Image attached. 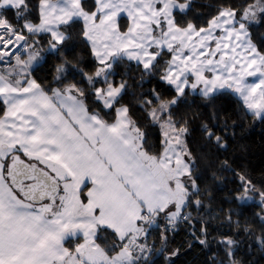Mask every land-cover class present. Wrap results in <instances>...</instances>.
Masks as SVG:
<instances>
[{
  "label": "crops",
  "instance_id": "0c3cea01",
  "mask_svg": "<svg viewBox=\"0 0 264 264\" xmlns=\"http://www.w3.org/2000/svg\"><path fill=\"white\" fill-rule=\"evenodd\" d=\"M21 4L22 0H0V10ZM54 5L57 12L60 5L68 8L65 0H49L48 9ZM187 6L177 0H96L92 11L76 5L79 15L74 18L84 17L90 30H94V46L103 49L105 43L127 45L124 51L111 57V63L121 57L142 67L139 57L129 59L128 54L143 52V48L132 42L149 28L155 29V21L161 25L153 33L157 39L175 43V38L190 49L207 44L210 37L223 41L214 44V51L220 47L226 49L223 44L231 38L242 45L240 59L225 67L228 58L223 52L204 65L194 61L192 68L204 70H198L193 77L192 82L199 81V86L190 92L209 96L226 90L240 100L248 113L262 116L264 77L256 66L264 68L261 63L264 55L257 51L244 24L229 9H221L204 28L172 23L175 11L182 12ZM120 19L127 22L124 30L117 27ZM41 22L42 18L26 27L44 33L57 27L52 24L39 27ZM6 27L9 28L0 15V48L8 40L12 42L2 52L12 51V56L3 58L10 66L17 59L26 60L24 48L28 45L20 35L23 39L14 50V35L9 36ZM165 46L161 44L162 48ZM17 52L21 53L19 57ZM241 65L246 68L243 75ZM208 69L213 70L211 77L204 75ZM222 72L228 73L227 77L221 76ZM0 78L8 80L0 83V94L11 97L5 115L0 117V157L10 147L13 152L23 147L31 157L22 160L12 155L7 168L0 170V264H67L69 248L65 242L79 238L76 245H90L95 227L101 223L115 228L118 235H126L127 240L131 236L137 240L151 218L165 215L166 222L172 221L168 211H160L171 204V194L149 166L148 159L153 156L141 147V133L129 120L124 106L115 107L114 120L107 124L88 112L84 103L66 89H59L60 94L58 88L46 92L29 78L24 89L16 93L13 92L16 77H9L3 68ZM183 79L180 77V82ZM225 81L228 84H223ZM104 87L109 94L100 96L107 106L113 96L108 84ZM160 111L156 110V114ZM14 190H19L21 195L15 196ZM142 211L147 217L141 216ZM137 217H141L140 226L129 232L133 227L131 222ZM86 261L89 262L86 259L84 264Z\"/></svg>",
  "mask_w": 264,
  "mask_h": 264
},
{
  "label": "trees",
  "instance_id": "16d2710c",
  "mask_svg": "<svg viewBox=\"0 0 264 264\" xmlns=\"http://www.w3.org/2000/svg\"><path fill=\"white\" fill-rule=\"evenodd\" d=\"M177 1L188 5L186 11H175L179 20L177 26L192 24L204 28L221 9H229L244 24L256 49L264 47V0ZM21 5L0 10L10 35L24 36L27 45H33L35 51L47 47V33L29 31L26 27L28 23L38 21L35 0H29L27 11ZM119 25L124 30L127 22L120 19ZM38 37L41 44L35 45ZM60 52L61 49L56 52L49 49L44 53L45 61L33 66L39 70L41 87L50 92L52 88L67 89L75 84L90 96L89 86L80 71L83 68L91 76L97 70L88 49L80 47L66 56ZM112 64L114 67L109 69L107 77L114 79L117 85L126 81V86L116 98L111 112L99 110L89 99L90 113L108 124L114 120L115 107L124 106L130 110V115L126 113L135 127V121H139L141 127L136 128L141 138L145 125L152 122L159 126L162 135L160 123L169 120L174 128L183 130L186 156L191 166L189 175L195 185V190L186 193L181 214L173 226L166 223L165 217L152 218L155 226L148 225L149 221L145 223L140 239L152 244V253L131 264H264V219L261 218L264 203L260 198V193L264 192V113L260 117L248 113L240 100L226 90L209 96L185 91L179 107L172 109L170 114L161 115L162 110L155 105L141 109L140 102L151 96L149 89L153 84L161 90L158 77L163 74L164 60L148 70L121 57L115 58ZM58 66L68 69L67 76L63 70L58 71ZM45 75L47 79H44ZM95 81L101 83L99 78ZM75 96L85 105L83 97L78 93ZM161 99H169L162 90ZM159 109L161 111L156 114ZM145 111L154 113L152 121L145 117ZM156 130L155 126L148 127V143L141 145L154 158L160 157L164 150V138L159 152L152 146V133ZM193 159L195 164L191 163ZM245 186L247 195L243 193ZM237 192L241 193L240 200L236 199ZM78 241L79 238L69 239L65 245L72 250ZM113 252L109 250V253Z\"/></svg>",
  "mask_w": 264,
  "mask_h": 264
},
{
  "label": "snow or ice",
  "instance_id": "6c2138e0",
  "mask_svg": "<svg viewBox=\"0 0 264 264\" xmlns=\"http://www.w3.org/2000/svg\"><path fill=\"white\" fill-rule=\"evenodd\" d=\"M68 4V8L64 9L62 5L59 7V12H57V6L54 5L51 9H48L49 0H35L37 9H36V19L41 20L42 22L39 27H43L44 25L52 24L56 25V28H48L47 35L45 37L47 47H40L37 51L28 57V63L26 66V70L24 67V61L19 60L17 67L15 64L12 66H8V61L0 57V69L6 68L9 77H16L13 83V92L19 93L21 89H24L27 84L29 78L31 81L37 85L42 86L41 77L39 75V70H35L33 65L34 62L38 59L41 62H44L46 57L44 53L48 52L51 49L52 52H56L57 49H61L60 55L66 56L69 53L77 52L80 47H84L88 49L90 55L95 60L97 65V70L90 76L87 72L80 69L82 72V78L87 82L89 86V90L91 95L88 96L83 92L82 88L77 87L75 84L68 86L66 89L67 93L70 95H76L77 93L80 97L84 98L86 110L91 112L92 109L88 106L89 99L97 106V108L101 111L111 112L112 105L116 103L115 97L119 95L124 87L126 86V81H121L118 85L114 82V79H110L105 76V73L108 69L114 67V65L110 62L111 57L116 55L119 51H124L127 45H118V44H107L103 45V49H100L94 46L95 42V32L94 30H90L87 23H85L84 17H80L79 20L74 19V17L79 15L76 5H79V8L84 11H92L95 5L96 0H65ZM85 5L88 7L85 8ZM22 7L27 11L29 8V0H22ZM47 9V11H45ZM181 11H186V7L181 9ZM7 19V18H6ZM94 22V21H93ZM156 25L155 29L149 28L148 31L143 35L139 36L137 40L132 43L138 47L143 48L142 53L128 54L129 59H136L139 57L141 59L143 67L148 70L151 69L153 64H159L161 59L164 60L165 67L163 69V74H161L158 79L161 82V90L163 94L168 96L169 99L167 101L161 99V90H158L156 84H153L149 91L151 92V96H146L143 102H140V108L145 109V106H157L161 111V115L170 114L171 110L179 107L180 101L185 94V91H190L191 89H195L199 86V81L193 83V77L196 76L198 70L203 71V67L192 68V63L194 61H199L200 65H204L205 62L214 61L217 57L220 56L221 53L225 51L231 50V45L229 49H224L223 47L218 48L217 50H213V46L222 44L223 41L219 40L215 37H210L208 39L207 44H200L197 47L189 48L188 44L181 43L178 39H175V43L167 41V40H159L153 35L154 32L161 28L160 22L155 21ZM172 23L179 24V20L174 15L172 19ZM117 27H120L118 24ZM243 27V25H241ZM167 35V33H164ZM151 41V43H149ZM165 44V47H161V44ZM35 45H40L41 40L38 37L35 42ZM176 44H180L179 48H176ZM11 46L8 44L3 45V48H0V52H3V49L10 48ZM18 47V45H17ZM23 51V50H22ZM257 51L261 54H264V47H259ZM12 51L4 52V56H12ZM21 55L20 52L16 53V56L19 57ZM255 55V53H254ZM82 58V57H81ZM232 59L235 60L236 56L233 54ZM264 64V60L261 61ZM72 67H76L75 64L71 65ZM256 68L260 71L261 76L264 77V68H260L259 65ZM63 70L65 76L68 74V69L64 66H58V71ZM246 71L245 66L241 65V75ZM190 72V74H186ZM213 74L212 69H208L204 71V75L207 77H211ZM184 77L183 81L180 82L179 78ZM95 78H99L101 83L97 84ZM171 78V79H170ZM44 79H47V76H44ZM59 79V77H57ZM8 80L6 78H0V83H7ZM178 82L180 83V87H177ZM108 84V89L110 90L113 99L108 102V105L105 106L103 103L100 94L104 93L105 95L109 94L105 89L104 84ZM19 86V87H17ZM26 90V89H25ZM203 91V89H201ZM47 91V89H44ZM58 94H60V90H56ZM207 95V92L204 93ZM154 98V99H153ZM11 99L10 96L0 94V116H4L6 109L9 107L8 101ZM158 102V104H157ZM125 112L130 115V110L125 108ZM154 113L145 111L144 115L149 120L152 121V116ZM135 121V118H133ZM136 127L140 128L141 125L139 121H135ZM155 126L157 130L152 133L153 137V147L159 152L163 148V137L159 132V126L154 122L145 125V130L143 137L141 138V145L145 146L148 143L149 133L147 131L148 127ZM12 155H16L18 158L22 160H30L31 157L25 154V149L20 147L15 152L12 151L11 147L8 152L5 153L0 160H2V165H0V170H4L7 168L8 162ZM192 164H195V160L193 159ZM191 173V166H190ZM195 179V177H193ZM188 187V186H186ZM195 190V189H192ZM243 193L247 195L248 188L245 186L243 188ZM13 194L17 197L21 195L19 190H14ZM236 199H241V193L237 192ZM82 197V199H85ZM250 199L251 197L248 196ZM261 202L264 203V192L260 193ZM198 206V203H197ZM171 205H168L165 208H161V212L168 211ZM103 211V210H102ZM141 216H143V211L141 212ZM264 219V216L261 217ZM132 223V228H129L128 231L131 232L133 228H138L141 223V217H137ZM101 233H105V235H101ZM147 232H145V235ZM87 235V233L85 234ZM109 237L111 238L109 240ZM128 237L121 236L117 234L115 228L111 227L106 223H101L95 227V231L93 232L90 243H91V251H99L101 253V257L106 259V261H110L111 264H115V261L119 258L118 256H110L108 255L109 250L119 251V249L124 246L127 242ZM139 237H137V241ZM103 241V243L101 242ZM88 242V241H86ZM131 250H128V254L130 255ZM69 261L68 264H84L85 259L89 260V264H91V259L87 255L81 254L79 250H68ZM98 264V262H97Z\"/></svg>",
  "mask_w": 264,
  "mask_h": 264
},
{
  "label": "rangeland",
  "instance_id": "374dc122",
  "mask_svg": "<svg viewBox=\"0 0 264 264\" xmlns=\"http://www.w3.org/2000/svg\"><path fill=\"white\" fill-rule=\"evenodd\" d=\"M223 45L226 50L229 49L231 45V50L224 52V55L228 58V63H226L225 67H229V65H233L229 63L234 62L232 59L233 54L236 56L235 60L240 59L242 45L237 42H233L231 38H227ZM32 46L33 45L28 44V46L24 48V52L26 54L24 67L28 63V57L35 53V49L32 48ZM17 60L19 61V59ZM18 61L15 60L10 66L15 64L19 67L20 65L18 64ZM37 61L38 60L35 62ZM227 74L228 73L225 72L220 73L221 76L225 77H227ZM225 83L227 82L225 81L223 84ZM160 125L163 138H165L164 150L158 159L150 157L148 159V164L154 173L160 178L162 183L168 188L171 194L172 202L170 204L171 207L168 209V217L172 219V221H167L166 223L173 226L175 220L179 218L182 211L186 193L193 191L192 189H195V185L189 175L190 162L186 156L187 151L183 139V130L174 128L169 120L163 124L160 123ZM163 217H165V215H162V218ZM155 223V220H153V224L149 223L148 225L155 226ZM142 241V239L137 241L131 236L130 240H127L126 244L122 246L118 252L114 251L113 253H108V255L119 257L115 261V264H131L137 259H145L152 253V244L150 242ZM81 246L75 245L74 250H79L81 254L90 257L94 264H97V262L98 264H111L110 261H106V259L101 257V253L98 250L91 251V244H82ZM129 249L131 250L130 255L128 254ZM67 260L69 261V258ZM86 263L88 264L89 262L86 261Z\"/></svg>",
  "mask_w": 264,
  "mask_h": 264
},
{
  "label": "water",
  "instance_id": "95a60500",
  "mask_svg": "<svg viewBox=\"0 0 264 264\" xmlns=\"http://www.w3.org/2000/svg\"><path fill=\"white\" fill-rule=\"evenodd\" d=\"M11 32L9 31V36H10ZM23 39L22 36L20 35H14V41H15V45L13 46V49L15 50L17 48V45H19V41H21ZM11 41L8 40L5 44L11 45ZM4 44V45H5ZM2 45V42L0 41V46ZM0 57L4 58L7 56H4V53L0 52Z\"/></svg>",
  "mask_w": 264,
  "mask_h": 264
},
{
  "label": "built area",
  "instance_id": "2783aa9c",
  "mask_svg": "<svg viewBox=\"0 0 264 264\" xmlns=\"http://www.w3.org/2000/svg\"><path fill=\"white\" fill-rule=\"evenodd\" d=\"M143 217H147L146 214H143ZM150 222V224H153V219L151 218V220H148Z\"/></svg>",
  "mask_w": 264,
  "mask_h": 264
}]
</instances>
